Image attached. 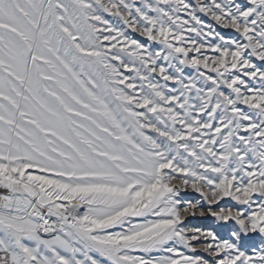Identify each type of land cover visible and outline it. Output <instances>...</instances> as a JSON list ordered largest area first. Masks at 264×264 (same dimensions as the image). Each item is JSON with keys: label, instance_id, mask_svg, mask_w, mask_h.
I'll use <instances>...</instances> for the list:
<instances>
[{"label": "snow or ice", "instance_id": "obj_1", "mask_svg": "<svg viewBox=\"0 0 264 264\" xmlns=\"http://www.w3.org/2000/svg\"><path fill=\"white\" fill-rule=\"evenodd\" d=\"M0 264H264V0H0Z\"/></svg>", "mask_w": 264, "mask_h": 264}]
</instances>
